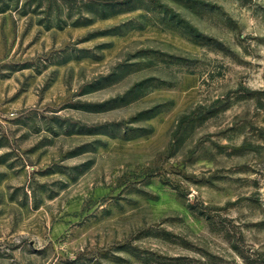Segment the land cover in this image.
Wrapping results in <instances>:
<instances>
[{
    "label": "rangeland",
    "instance_id": "rangeland-1",
    "mask_svg": "<svg viewBox=\"0 0 264 264\" xmlns=\"http://www.w3.org/2000/svg\"><path fill=\"white\" fill-rule=\"evenodd\" d=\"M0 264H264V0H0Z\"/></svg>",
    "mask_w": 264,
    "mask_h": 264
},
{
    "label": "trees",
    "instance_id": "trees-1",
    "mask_svg": "<svg viewBox=\"0 0 264 264\" xmlns=\"http://www.w3.org/2000/svg\"><path fill=\"white\" fill-rule=\"evenodd\" d=\"M10 7L9 6H5L3 7V11H6L7 9H9Z\"/></svg>",
    "mask_w": 264,
    "mask_h": 264
}]
</instances>
